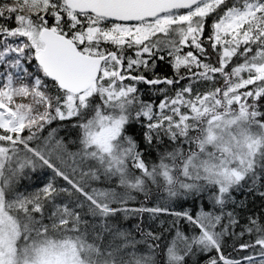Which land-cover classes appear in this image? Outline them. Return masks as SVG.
I'll return each instance as SVG.
<instances>
[{
    "label": "snow or ice",
    "instance_id": "6c2138e0",
    "mask_svg": "<svg viewBox=\"0 0 264 264\" xmlns=\"http://www.w3.org/2000/svg\"><path fill=\"white\" fill-rule=\"evenodd\" d=\"M0 264H264V0H0Z\"/></svg>",
    "mask_w": 264,
    "mask_h": 264
},
{
    "label": "trees",
    "instance_id": "16d2710c",
    "mask_svg": "<svg viewBox=\"0 0 264 264\" xmlns=\"http://www.w3.org/2000/svg\"><path fill=\"white\" fill-rule=\"evenodd\" d=\"M156 71H157L160 75H165V74L171 75V72H172L171 67H170L169 65H167V64H164V63H158V66H157ZM140 87H141L142 90H145V92H146V88H147V86L140 85ZM144 98H145V99H150L151 97L146 93L145 96H144ZM138 131H139V130L136 129V132H133V131L130 129V133H131V134H136ZM71 135H75V134H74V133H71ZM153 155H155V154H153ZM38 185H39V181L36 182V186H38ZM249 201H250V207L252 206V203H253V201H254V207H255V209H256V210H259V208L261 207V201H260L258 198L249 197ZM184 208H189V209H196V210H198V208H196V206H194V205L192 204L191 200H189V201H185V202H184ZM176 210H181V209L177 208ZM170 219H171V217L161 216V217L159 218V220L156 222V226L159 225L160 220H163V221H165V222H168ZM134 223H135L134 220H132V221H128L127 224H126V226H127V227H131L132 224H134Z\"/></svg>",
    "mask_w": 264,
    "mask_h": 264
},
{
    "label": "rangeland",
    "instance_id": "374dc122",
    "mask_svg": "<svg viewBox=\"0 0 264 264\" xmlns=\"http://www.w3.org/2000/svg\"><path fill=\"white\" fill-rule=\"evenodd\" d=\"M61 135H64V133H63V132H61ZM71 136L74 138V136H75V135H71Z\"/></svg>",
    "mask_w": 264,
    "mask_h": 264
}]
</instances>
